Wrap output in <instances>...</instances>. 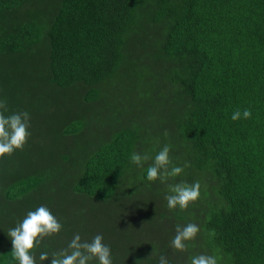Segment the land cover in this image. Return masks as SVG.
<instances>
[{"label":"trees","instance_id":"1","mask_svg":"<svg viewBox=\"0 0 264 264\" xmlns=\"http://www.w3.org/2000/svg\"><path fill=\"white\" fill-rule=\"evenodd\" d=\"M46 91L70 101L61 105L63 145L40 166L30 126L24 149L0 159V264H18L4 234L39 206L63 228L37 247V264L41 252L51 264L66 248L53 241L71 240L72 218L86 208H107L102 217L126 206L141 232L122 216L121 231L103 236L113 264H159L161 255L189 264L217 249L220 264H264V0H0L5 116L30 114L24 105L49 110ZM237 109H251V118L233 121ZM165 145L184 168L168 183L201 185L183 212L168 209L167 184L147 181L152 161L130 159L154 158ZM66 196L85 209L66 212L58 201ZM188 223L200 228L195 246L176 252V226Z\"/></svg>","mask_w":264,"mask_h":264},{"label":"clouds","instance_id":"2","mask_svg":"<svg viewBox=\"0 0 264 264\" xmlns=\"http://www.w3.org/2000/svg\"><path fill=\"white\" fill-rule=\"evenodd\" d=\"M7 111V101L0 100V159L11 156L18 150L22 151L30 136V114L27 111H22L5 116ZM251 116V109H245L243 112L237 109L233 112L231 119L238 121L241 118L250 119ZM165 136H167V132H165ZM170 151L171 145H165L154 158L148 153L142 155L133 152L130 159L138 167H143L146 162L151 160L152 163L149 164L146 171L147 181L154 183L159 180L161 184H167L168 191L171 193L165 197L168 209L175 211L178 208L183 212L199 200L201 185L199 181L193 184L183 181L168 183L169 180H175L181 176L184 171V168L171 164ZM189 166L187 163L184 165V167ZM62 228V224L47 207L39 206L36 210L29 211L21 222L7 232L13 245L12 259L18 264H37L34 255L37 247L46 238L59 235ZM199 232L200 228L194 223L184 226L178 224L176 235L170 242L171 248L176 252H186L190 245L195 246L192 242L196 240ZM209 235L214 237L215 231L213 230ZM49 258L47 251L41 252L39 255L41 264H44ZM222 259L223 256L217 249L211 255L191 256L189 264H220ZM51 264H113V259L111 248L103 242L102 235L97 234L89 241L82 240L80 234L77 233L68 242L66 248L52 252ZM159 264H169L167 257L161 255Z\"/></svg>","mask_w":264,"mask_h":264},{"label":"rangeland","instance_id":"3","mask_svg":"<svg viewBox=\"0 0 264 264\" xmlns=\"http://www.w3.org/2000/svg\"><path fill=\"white\" fill-rule=\"evenodd\" d=\"M45 95L48 96V99L52 104H50L51 108L49 110L44 109L40 106H28L24 105L27 109L30 110V126L32 130V135L36 136L33 138L32 145H30V155H36V157L33 158V160H36L38 157V162L40 166H45L47 163H49L52 160V163H54L53 160V154L58 152L59 148L63 145L61 142V139L57 136L58 133L60 132V122L62 119L65 118L66 116V111L61 108V105L64 104L66 106L67 103H70L64 96L62 95H56L54 93H51L50 91H46ZM58 108V109H56ZM90 139V138H89ZM74 146V145H72ZM76 149V147L70 148ZM46 153H53L51 154L50 157L45 156ZM23 164H26V160H23L21 162H16V168L17 169H23L26 168V166H23ZM22 167V168H21ZM56 177L57 180L53 185H60L59 180L61 177V174L59 172H56ZM53 183V182H51ZM50 185V183L46 184ZM44 193L46 194V197H49L50 191L48 189H44ZM66 196L64 199H60L58 201H63L64 204H66V212H74L76 210L85 209L84 206H81L80 203L76 201H72V197ZM68 203V204H67ZM128 206H126L123 209L118 210L115 215H102V217L99 216L100 210L106 211L107 208H97L96 212H92L90 208H86V210L82 213V216H74L72 218V223H74V226H72L76 231L73 233V237L75 234L79 233L82 240H91L90 237V230L94 231V235L96 236L97 234H100L104 236L105 234H109L110 229L116 227L118 231L116 233L118 234L121 230L118 228V224L120 222V218L125 219V224L128 226V228L132 229V232L134 235L137 237L140 236L139 228H140V223L136 220L131 219V214L129 212ZM128 209V210H127ZM126 210V211H125ZM113 211V210H111ZM125 211V212H124ZM124 212V214H123ZM95 213V214H94ZM69 214V213H68ZM106 214V213H104ZM97 215L100 219L97 220L92 219L93 216ZM109 216V217H108ZM12 227V223H10ZM118 225V226H117ZM122 227L126 226L121 223ZM7 225H5L6 227ZM10 228H7L6 231L8 232ZM5 231V232H6ZM4 234V238H9V236ZM3 234V233H1ZM72 237V238H73ZM70 241L69 238L61 235L56 238L55 241H53L54 246H63L67 247L68 242ZM111 241L110 239L104 238L103 237V242L106 244Z\"/></svg>","mask_w":264,"mask_h":264}]
</instances>
